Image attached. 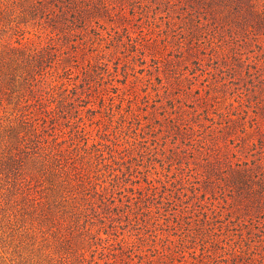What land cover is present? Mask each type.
Returning <instances> with one entry per match:
<instances>
[{
    "label": "rangeland",
    "instance_id": "rangeland-1",
    "mask_svg": "<svg viewBox=\"0 0 264 264\" xmlns=\"http://www.w3.org/2000/svg\"><path fill=\"white\" fill-rule=\"evenodd\" d=\"M189 4L201 7L92 3L94 46L62 54L71 82L90 68L92 102L82 103L96 111L82 116L90 142L112 148L118 185L107 181L104 222L134 247L128 264H264V201L233 188L226 167L264 160V24L247 12L192 15ZM210 207L219 215L207 220Z\"/></svg>",
    "mask_w": 264,
    "mask_h": 264
},
{
    "label": "trees",
    "instance_id": "trees-1",
    "mask_svg": "<svg viewBox=\"0 0 264 264\" xmlns=\"http://www.w3.org/2000/svg\"><path fill=\"white\" fill-rule=\"evenodd\" d=\"M125 1L0 0V249L5 253L0 257L4 264H128L123 255L131 258L132 244L113 239L102 215L113 201L108 183L118 184L116 169L107 162L112 148L102 140L90 142L82 116L85 107L91 113L95 110L82 103L92 102L90 68L82 69L81 81L77 76L71 82L70 67L62 63L63 53L75 57L80 43L93 47L96 42L89 36L95 29L87 15L92 3L109 11ZM198 1L199 9L189 4L190 14L223 17L247 12L264 24V0ZM79 32L83 42L75 38ZM97 35L100 40V32ZM249 89V98L260 90L259 85ZM262 158L226 161L231 172L228 183L258 202L264 201ZM102 167H108L110 180ZM209 210L212 216L207 215V220L213 219V213L219 215L216 207Z\"/></svg>",
    "mask_w": 264,
    "mask_h": 264
}]
</instances>
